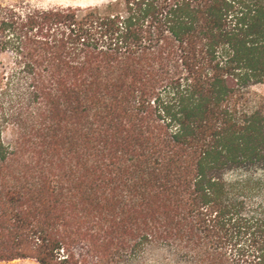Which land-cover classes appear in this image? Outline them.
Listing matches in <instances>:
<instances>
[{
	"label": "trees",
	"instance_id": "1",
	"mask_svg": "<svg viewBox=\"0 0 264 264\" xmlns=\"http://www.w3.org/2000/svg\"><path fill=\"white\" fill-rule=\"evenodd\" d=\"M0 263L264 264V0L0 7Z\"/></svg>",
	"mask_w": 264,
	"mask_h": 264
},
{
	"label": "rangeland",
	"instance_id": "2",
	"mask_svg": "<svg viewBox=\"0 0 264 264\" xmlns=\"http://www.w3.org/2000/svg\"><path fill=\"white\" fill-rule=\"evenodd\" d=\"M111 0H0V7H6L9 5H22L34 8H48L51 6H95ZM4 59L0 56V62ZM252 93L255 94L256 100L260 103L264 110V85L254 86ZM0 264H36L28 260L14 261L10 263H0Z\"/></svg>",
	"mask_w": 264,
	"mask_h": 264
},
{
	"label": "bare ground",
	"instance_id": "3",
	"mask_svg": "<svg viewBox=\"0 0 264 264\" xmlns=\"http://www.w3.org/2000/svg\"><path fill=\"white\" fill-rule=\"evenodd\" d=\"M93 1V0H92ZM96 1H98V0H96ZM17 262V261H16Z\"/></svg>",
	"mask_w": 264,
	"mask_h": 264
}]
</instances>
